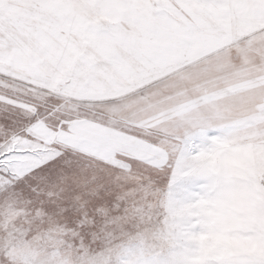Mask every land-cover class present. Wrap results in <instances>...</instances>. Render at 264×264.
I'll list each match as a JSON object with an SVG mask.
<instances>
[{
  "label": "snow or ice",
  "instance_id": "1",
  "mask_svg": "<svg viewBox=\"0 0 264 264\" xmlns=\"http://www.w3.org/2000/svg\"><path fill=\"white\" fill-rule=\"evenodd\" d=\"M246 146L264 0H0V264H264Z\"/></svg>",
  "mask_w": 264,
  "mask_h": 264
},
{
  "label": "rangeland",
  "instance_id": "2",
  "mask_svg": "<svg viewBox=\"0 0 264 264\" xmlns=\"http://www.w3.org/2000/svg\"><path fill=\"white\" fill-rule=\"evenodd\" d=\"M232 155L223 163L245 182L232 193L231 211L235 213L237 227L256 219L264 213V187L260 180L264 179V150L251 146L238 147L231 150ZM215 245L243 247L242 240H228L222 234L212 237Z\"/></svg>",
  "mask_w": 264,
  "mask_h": 264
}]
</instances>
